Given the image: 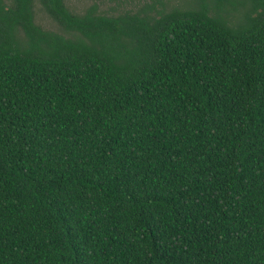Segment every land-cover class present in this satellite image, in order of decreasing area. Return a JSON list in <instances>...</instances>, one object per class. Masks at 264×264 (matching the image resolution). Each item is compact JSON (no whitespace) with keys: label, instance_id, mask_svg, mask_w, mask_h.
Wrapping results in <instances>:
<instances>
[{"label":"trees","instance_id":"trees-1","mask_svg":"<svg viewBox=\"0 0 264 264\" xmlns=\"http://www.w3.org/2000/svg\"><path fill=\"white\" fill-rule=\"evenodd\" d=\"M68 1L0 0V264H264V0Z\"/></svg>","mask_w":264,"mask_h":264},{"label":"rangeland","instance_id":"rangeland-1","mask_svg":"<svg viewBox=\"0 0 264 264\" xmlns=\"http://www.w3.org/2000/svg\"><path fill=\"white\" fill-rule=\"evenodd\" d=\"M147 2L151 3L152 0H102L99 2L100 10L109 14L114 15L121 11H136L138 8L142 7V3ZM166 3L167 7H181L185 4V0H163ZM91 0H69L67 2L68 7L76 13H81L87 7L92 5ZM142 5V6H141ZM160 8V6H157ZM37 22L42 25L44 28H53V24L50 20L43 14H37Z\"/></svg>","mask_w":264,"mask_h":264}]
</instances>
